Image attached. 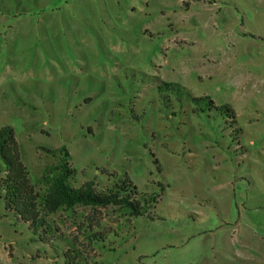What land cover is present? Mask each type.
<instances>
[{
    "label": "rangeland",
    "instance_id": "374dc122",
    "mask_svg": "<svg viewBox=\"0 0 264 264\" xmlns=\"http://www.w3.org/2000/svg\"><path fill=\"white\" fill-rule=\"evenodd\" d=\"M4 126L37 189L65 146L71 186L159 197L61 210L45 241L0 193V264H264V0H0Z\"/></svg>",
    "mask_w": 264,
    "mask_h": 264
},
{
    "label": "trees",
    "instance_id": "16d2710c",
    "mask_svg": "<svg viewBox=\"0 0 264 264\" xmlns=\"http://www.w3.org/2000/svg\"><path fill=\"white\" fill-rule=\"evenodd\" d=\"M206 1L214 2L215 0ZM185 5L189 6V2ZM175 85L186 89L179 83H164V87L168 88ZM190 96L193 102L208 99L209 106L222 111L224 119L228 118L227 123L231 126L237 123L236 111L231 106L216 105L209 97H196L191 93ZM240 132V128L233 130L234 134ZM48 152L58 157L54 167L55 172L43 174L39 182L42 188L37 189L38 185L32 183L30 172L18 151L14 128L11 126L0 128V193L4 199L5 208L9 212H14L18 220L28 223L35 235L42 232L39 234L40 240L62 238L67 241L68 236L62 227L55 224L51 216L61 210H74L76 207H84L97 212L109 206H116L122 210L125 209L130 217L155 218L153 209L156 207L158 194L140 193L128 177L100 191L96 189L92 181L85 182L78 188L73 187L69 181L76 175V170L71 163L68 149L62 146L58 149H48ZM86 219L92 224V218L86 216ZM102 235L103 231H98L90 234L89 238L92 241ZM68 244L70 245L69 242ZM68 251L82 255L87 263L91 261L92 256H96L85 255L74 242L69 246Z\"/></svg>",
    "mask_w": 264,
    "mask_h": 264
},
{
    "label": "crops",
    "instance_id": "0c3cea01",
    "mask_svg": "<svg viewBox=\"0 0 264 264\" xmlns=\"http://www.w3.org/2000/svg\"><path fill=\"white\" fill-rule=\"evenodd\" d=\"M255 264H263V261H261V260L256 261L255 260Z\"/></svg>",
    "mask_w": 264,
    "mask_h": 264
}]
</instances>
